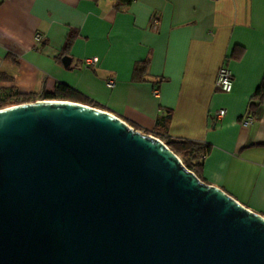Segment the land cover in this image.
I'll return each instance as SVG.
<instances>
[{"label": "water", "instance_id": "obj_1", "mask_svg": "<svg viewBox=\"0 0 264 264\" xmlns=\"http://www.w3.org/2000/svg\"><path fill=\"white\" fill-rule=\"evenodd\" d=\"M0 264H264V216L113 113L39 99L0 109Z\"/></svg>", "mask_w": 264, "mask_h": 264}, {"label": "crops", "instance_id": "obj_2", "mask_svg": "<svg viewBox=\"0 0 264 264\" xmlns=\"http://www.w3.org/2000/svg\"><path fill=\"white\" fill-rule=\"evenodd\" d=\"M222 64L233 75L228 93L215 88ZM263 77L264 0H0L3 89L64 83L144 133L170 111L168 135L209 146L204 181L264 216V101L242 122Z\"/></svg>", "mask_w": 264, "mask_h": 264}, {"label": "trees", "instance_id": "obj_3", "mask_svg": "<svg viewBox=\"0 0 264 264\" xmlns=\"http://www.w3.org/2000/svg\"><path fill=\"white\" fill-rule=\"evenodd\" d=\"M123 2H129L130 0H122ZM72 38V34L68 36V39ZM68 44V41H67ZM138 74L141 76L146 67L138 68ZM136 72V70H135ZM136 74V73H135ZM142 77V76H141ZM39 99H57V100H70L75 102H82L87 105L97 107L94 102L88 100L77 90L64 84L57 83L54 90L51 92L42 91L41 93H22L19 91L10 90L7 99L1 101L0 107L9 105L32 102ZM264 101V77L261 84L256 89L255 93L251 97V101L248 104L247 115L253 116L254 120L256 116H259L261 110V104ZM252 114H255L252 115ZM171 118V112L168 111L165 114H161L156 119L155 130L152 133H147L159 137L163 140L167 146L180 158L182 163L191 171H193L200 179L204 180L201 176L202 162L205 155L209 151V146L200 142L191 141L184 138H173L168 135V126ZM132 127L138 130V127L129 123Z\"/></svg>", "mask_w": 264, "mask_h": 264}, {"label": "built area", "instance_id": "obj_4", "mask_svg": "<svg viewBox=\"0 0 264 264\" xmlns=\"http://www.w3.org/2000/svg\"><path fill=\"white\" fill-rule=\"evenodd\" d=\"M156 22H157V16L153 18L152 24H155ZM36 40L37 41L41 40L40 35L38 34L36 35ZM97 62H98V58L96 56L86 57L83 59V63L87 67H93L95 66ZM107 85L112 86L113 80L112 79L109 80L107 82ZM215 88L219 91L226 92V93L230 92L233 88V75H232L231 70L226 64H222L218 69L216 80H215ZM8 93L9 91L3 89L0 86V103L1 101H4L7 99ZM5 107H8V106H5ZM5 107H0V109L5 108ZM225 113H226V110L224 108H219L213 114L216 119H220L225 115ZM242 122L244 125L249 126L254 122V118L251 115H246Z\"/></svg>", "mask_w": 264, "mask_h": 264}, {"label": "rangeland", "instance_id": "obj_5", "mask_svg": "<svg viewBox=\"0 0 264 264\" xmlns=\"http://www.w3.org/2000/svg\"><path fill=\"white\" fill-rule=\"evenodd\" d=\"M153 134V133H152Z\"/></svg>", "mask_w": 264, "mask_h": 264}]
</instances>
